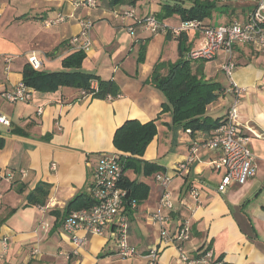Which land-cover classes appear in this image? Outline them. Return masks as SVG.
<instances>
[{
    "label": "crops",
    "instance_id": "1",
    "mask_svg": "<svg viewBox=\"0 0 264 264\" xmlns=\"http://www.w3.org/2000/svg\"><path fill=\"white\" fill-rule=\"evenodd\" d=\"M75 1L0 0V17L4 18L6 27L17 23L33 28L28 36L21 37L25 43L18 42L21 40L17 37L15 40L14 35H10V40V31L0 32V90L11 89L21 81L22 67L32 53L42 61L39 70H63L62 60L73 52L67 41L80 31L81 18L93 21L92 43L85 52L81 70L114 80L120 90L116 98L96 99L82 95L73 87L44 92L27 85L31 90L29 101L6 103L0 99V114L10 122L9 125L0 123V168L6 174H13L10 181L0 180V237L8 239V250L0 256V264L124 263L115 255L116 243L110 231L102 236H91L78 256L64 260L58 251L69 250L71 246L61 235L60 225L55 228L53 222L51 227L44 216L62 209L75 195L88 193L100 155L118 151L112 137L128 119L156 124V135L138 159L161 167L164 171L159 172L172 177L168 190L173 209L163 211L167 215L164 226L172 233L183 219L190 220V238L183 243V250L192 257L211 250V261L199 264H212L216 260L229 264H264V47L237 43L232 56L235 68L231 80L244 89L239 95L240 122L249 127L245 132L257 172L244 184L232 181L224 191H218L224 174L218 149L201 148L189 173L183 177L174 175L173 166L185 158L192 142L199 138V132H187L173 123L171 111L162 109L166 97L148 82L157 61L174 62L179 58L176 36L170 31L167 38L165 30L150 33L141 28L131 33L125 26L131 21L122 23L112 14L116 8H131L137 16L155 14L162 5H172L175 1L159 0L156 4L144 5L145 0L134 3L124 0L111 7L108 0H96L95 7H75ZM210 1L215 6L202 21L209 27L245 21L257 3V0ZM184 4L188 6L187 2ZM60 12L67 16L64 22L50 27L44 25V20ZM162 22L167 30L178 27L182 20L173 15ZM185 35L184 59L189 51L205 42L197 31ZM175 50L177 56L172 60ZM227 61L226 52L220 50L213 59L191 61V66L193 70L202 67L205 80L217 81L220 74L225 76L221 67ZM225 80L224 93L215 102L227 98L229 104L216 118L224 117L234 98L226 76ZM213 103L205 111L212 119L209 110ZM15 128L22 133H13ZM21 169L26 172L24 176L18 172ZM156 173L149 181L150 176L132 169L124 171V177L129 180L149 186L145 199L134 200L135 207H126L128 241L140 252L159 242L158 226L148 219L158 209L162 194V188L154 179ZM40 182L50 185L46 202L49 206L32 205L40 216L24 212V221L4 220L9 207L5 198L9 194L25 196ZM191 189L198 191L197 201L193 200ZM52 218L55 221V217ZM42 223L46 227L43 228ZM33 245L38 246L40 254L29 258ZM160 248L158 264H181L176 247L161 245ZM2 250L0 242V254ZM131 261L145 264L144 260Z\"/></svg>",
    "mask_w": 264,
    "mask_h": 264
},
{
    "label": "built area",
    "instance_id": "2",
    "mask_svg": "<svg viewBox=\"0 0 264 264\" xmlns=\"http://www.w3.org/2000/svg\"><path fill=\"white\" fill-rule=\"evenodd\" d=\"M96 4V0H77L74 2L75 7H95ZM112 14L122 23L130 20L131 22L125 26L131 33H134L136 28L145 29L150 33H156L161 30L166 31L163 22L159 21L154 14L137 16L131 8H116L112 10ZM66 19L67 16L60 12L54 17L44 20V25L47 27L58 25ZM79 25L80 31L69 38L67 43L73 51L81 50L87 52L92 43L90 31L93 21L81 18ZM170 31L175 36L183 32L197 31L204 37L205 42L202 45L187 53L188 59L211 60L218 51L224 50L228 61L222 65L221 70L229 80V88L234 94V98L227 108L220 125L209 133L198 134L199 138L192 142L185 158L173 166V173L176 176H186L201 148L218 149L220 151L219 165L224 170L218 185V191H224L232 181L244 184L255 176L257 164L245 132L249 130V127L240 122L239 95L244 89L231 80L235 68L232 56L233 49L237 43H251L264 47V0H257L255 8L250 12L246 20L242 22L209 27L203 26L198 20H186L182 21L178 27L170 28ZM27 63L34 70H39L42 65L41 59L34 53L28 56ZM91 84L94 87L96 86L95 82ZM30 92L29 87L21 80L11 89L0 90V99L6 103L27 102L31 97ZM81 94L84 95V92H81ZM0 123L9 125L10 122L6 116L0 114ZM186 131L191 132L190 129ZM126 156V153L120 151L100 155L98 165L93 174V182L88 188V194L95 202L91 207L72 211L62 220L60 233L68 241L71 248L58 251V255L68 261L80 254V251L91 236H102L110 231L116 243L115 255L122 259H139L144 260L145 264H158L160 246L173 245L178 250L181 264L210 262L212 259L211 250L205 251L196 257L190 256L183 250V243L190 238L191 223L188 218L183 219L176 232H168L164 226L167 215L163 211L173 209L171 193L168 190L172 177L166 172H157L154 176L155 182L162 188V194L159 199L158 209L148 217L151 224L158 226V245L150 247L145 252H140L129 243L126 207H135V201L127 200L128 190L123 186ZM18 172L21 176L26 173L23 169ZM12 178V173L6 174L0 168V180L10 181ZM190 193L193 200L197 201L199 197L198 191L191 189ZM45 205L48 207L49 203L48 205L45 203ZM42 226L44 228L46 224L42 223ZM0 242L3 247L0 254L2 256L8 250L7 237H0ZM39 254L40 250L37 245H33L29 249V258H34ZM212 264L229 263L216 260Z\"/></svg>",
    "mask_w": 264,
    "mask_h": 264
},
{
    "label": "trees",
    "instance_id": "3",
    "mask_svg": "<svg viewBox=\"0 0 264 264\" xmlns=\"http://www.w3.org/2000/svg\"><path fill=\"white\" fill-rule=\"evenodd\" d=\"M130 1L134 3L136 0ZM174 1L172 5H162L160 11L154 14L159 21L162 22L166 18L177 15L182 21L198 20L203 24L202 21L210 16V12L215 6L214 2L210 0ZM122 2L124 0H108V6H115ZM186 2L188 6L184 4ZM203 26L206 25L203 24ZM170 34V29H167L165 33L167 38ZM185 34L183 32L176 36L179 43V58L174 62L157 61L148 77V82L166 97L167 101L162 104V109L163 111H171L173 123L181 125L184 130L190 129L192 133H209L220 125L223 118L212 119L206 116V107L224 93V87L218 81L205 80L202 67L193 70L191 60L183 58ZM85 56L84 51H73L62 60L63 70L60 71L34 70L28 63H25L21 70V80L37 91L51 92L59 87L67 86L77 88L84 92V95L96 99H112L119 96L120 90L114 80L102 79L98 75L81 70ZM92 82L96 83L95 87L92 86ZM156 131L154 121L141 123L136 119L124 121L114 131L112 137L114 148L127 154L124 171L132 169L135 173H142L144 176L164 171L161 167L138 159L143 156L147 145L156 135ZM12 132L21 134L22 130L15 128ZM1 146L2 139H0ZM123 186L128 190L127 200L138 202L145 199L149 194V186L143 182L123 177ZM49 189V184L38 183L26 194L28 204L45 205ZM18 192L21 190L18 189ZM94 202L88 193L82 192L75 195L62 209L50 212L55 217L53 227L57 228L72 211L91 207Z\"/></svg>",
    "mask_w": 264,
    "mask_h": 264
},
{
    "label": "rangeland",
    "instance_id": "4",
    "mask_svg": "<svg viewBox=\"0 0 264 264\" xmlns=\"http://www.w3.org/2000/svg\"><path fill=\"white\" fill-rule=\"evenodd\" d=\"M144 1V0H143ZM159 0H145V4H150L151 2H153V4H156ZM160 11V9L158 10ZM0 32L3 33H7L8 31H10V34L8 36V38L11 40L12 38L10 37V35H14L15 36V40L16 37L18 38V42L21 43H25L26 41L24 39H22L21 37L25 38L26 36L29 35V30L33 29L31 25H25V24H17V23H12L11 25H9L8 27H6L4 25V18L0 17ZM55 26V25H54ZM215 26H218V24H216ZM18 49L21 48V46H17ZM177 56V50H175L174 55H172L171 59L175 60ZM191 61H202V60H192ZM44 67V66H43ZM42 71H47L49 72L47 69L42 68ZM217 81L220 82L221 84L225 83V76L223 74H220L217 77ZM229 104V100L227 98L225 99H221L215 103L212 104V106L210 107L209 110V114L215 119L219 114H221V112H223L225 106H228ZM149 181H151L150 179H153V176L150 175V177H148ZM19 199V200H18ZM6 203L9 204L8 209L6 210V214L4 216V220H14V219H18L20 221H24V217H23V213H29V214H33L35 216H37V218L40 216L39 214H37V212L35 211L34 208H32V203L28 204L26 195L25 196H13V194H9L6 198ZM22 200H24V203H21ZM28 204V205H27ZM53 216H51L50 214H47L46 216H44V220L45 222H47L49 225H53ZM28 226L26 225L25 228H27ZM51 229V228H50ZM58 235V234H57ZM123 264H132L131 259H123Z\"/></svg>",
    "mask_w": 264,
    "mask_h": 264
}]
</instances>
